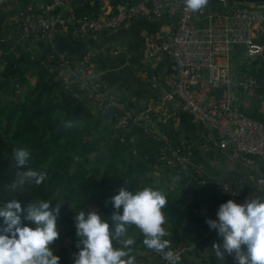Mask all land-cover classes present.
Here are the masks:
<instances>
[{"label":"trees","instance_id":"obj_1","mask_svg":"<svg viewBox=\"0 0 264 264\" xmlns=\"http://www.w3.org/2000/svg\"><path fill=\"white\" fill-rule=\"evenodd\" d=\"M21 1L27 5L30 0ZM123 1L112 0L114 5ZM75 5L82 16L90 15L99 7L89 3L84 7ZM36 45L42 47L38 53L27 51L19 44L16 51L4 56L6 65L0 66V207L16 199L25 209L22 224L35 228L33 222L24 218L31 201H50L53 208L57 203H63L57 218L60 238L52 248L54 254L60 256V264H74V254L78 252L75 212L95 209L102 213V219H108L113 212L111 198L121 188L135 192L152 187L166 196L167 204L162 211L169 235L164 239L170 241L171 250L181 260L184 258L187 264L191 259L201 260L203 264H235L232 256L225 255L222 261L215 253H207L209 247L223 243L206 223L208 218H217L218 207L223 203L218 184L203 175L199 181L205 179L208 184L200 185L191 176L192 167L181 169L178 165H167L163 169L164 143L158 141L153 132L140 125L133 128L130 125L128 131L111 128L104 122L105 114L92 113L93 107L87 104V96H83L82 101L76 96V88L67 89L63 80H56L57 70L55 74L50 72L57 63L49 58L54 55L52 47L44 42ZM41 61H47L48 67L41 66ZM29 71L33 72L28 74ZM241 71L236 66L235 73ZM27 75L36 78L34 85ZM251 75L257 85L250 90L264 93V63ZM17 89L23 90L20 97ZM240 91L243 93L248 89L241 88ZM215 95L222 97V90L216 91ZM239 105L249 117L264 123V115L245 109L241 99ZM67 121L80 123L66 128ZM169 145L176 147L170 142ZM16 148L29 149V166L47 174L41 185H26L24 192L6 189L16 171L13 167ZM157 171L161 172L160 180L152 176ZM169 174L177 182L176 190L169 188ZM179 191L186 196L185 202ZM5 227L4 219L0 217V234H4ZM64 235L71 238V243L62 244ZM128 236L135 240L131 247L136 264H153L150 256L159 254L143 245V236L135 226L128 228Z\"/></svg>","mask_w":264,"mask_h":264},{"label":"built area","instance_id":"obj_2","mask_svg":"<svg viewBox=\"0 0 264 264\" xmlns=\"http://www.w3.org/2000/svg\"><path fill=\"white\" fill-rule=\"evenodd\" d=\"M34 1L40 2V10L29 5L21 12L20 42L24 44L33 41L37 35H44L46 31L41 30L45 24L48 26L47 34L66 30L69 37L85 40L100 33L129 29L139 20L167 22L169 31L162 37L149 36L143 53L147 62L169 60L171 63V70L164 80L167 89L164 105L177 102L198 117L215 135L218 149L245 167L256 169L260 162L264 164V123L249 117L239 105L240 89H252L257 83L252 75L246 82L240 81L233 58L238 46L244 48L246 57L253 62L263 56L264 0H208L196 12L188 9L184 0H124L117 5L112 0H79L78 6L84 7L88 3L99 5L87 16L80 15L76 5H70V0ZM46 9L54 14V18L53 14L50 17L45 13ZM53 48L56 66L62 71L65 69L77 81V90L96 96L102 108L119 109L116 122L120 128L128 130L130 125L133 128L142 123L149 127L146 118L139 120L133 110L119 102L114 91L101 82L94 65L96 52L87 50L77 62L56 46ZM0 54L1 58L2 50ZM80 70L82 73H78ZM218 90L223 92L220 98L215 95ZM150 112L152 109L146 111ZM135 119L138 122L133 125ZM155 138L164 143L162 158L171 156L172 159L168 160L181 169L193 166L192 156L177 146L169 145L167 136L155 135ZM263 193L264 172L259 179L258 190L250 196H245L232 183L218 184V194L223 203L230 199L240 204L251 198L264 200Z\"/></svg>","mask_w":264,"mask_h":264},{"label":"clouds","instance_id":"obj_3","mask_svg":"<svg viewBox=\"0 0 264 264\" xmlns=\"http://www.w3.org/2000/svg\"><path fill=\"white\" fill-rule=\"evenodd\" d=\"M207 3L208 0H184L193 12ZM79 123L67 121L64 126L72 128ZM30 159L29 149H14L16 171L12 182L6 185L7 190L24 192L26 185L39 186L45 181L47 174L32 169ZM111 203L113 212L108 219H102L98 210L77 213L70 206L75 212L78 237L74 264H136L131 247L135 240L128 236L130 226L139 230L147 249L159 254L168 264H179L180 256L171 250L170 241L164 239L169 235L162 211L167 199L161 190L144 187L133 192L121 188ZM62 204L57 203L53 208L50 201H31L24 218L33 222L35 228L22 224L25 209L16 199L0 207V217L6 225L4 234H0V264H60L61 258L54 254L52 245L60 238L57 218ZM216 216L206 220L223 241L222 245H213L216 257L224 261L225 255L232 256L235 264H264V200L251 198L240 204L230 199L219 206Z\"/></svg>","mask_w":264,"mask_h":264},{"label":"crops","instance_id":"obj_4","mask_svg":"<svg viewBox=\"0 0 264 264\" xmlns=\"http://www.w3.org/2000/svg\"><path fill=\"white\" fill-rule=\"evenodd\" d=\"M73 1H76L74 6L79 4L77 0ZM11 4H4L5 8L0 6V30L4 25L6 28L7 16L11 18V14H14L15 5ZM168 31L167 22L148 23L139 20L129 29L100 33L85 40L60 35L56 45L74 60L79 59L87 50L96 52L94 65L100 74V80L112 88L119 102L127 104L141 119L150 121V129L164 132L172 145L182 146L184 153H189L193 160L203 164L207 177L214 183H232L241 189L245 196L254 194L264 172L262 162L256 169L245 167L218 149L215 135L198 117L184 110L177 102L164 105V93L167 92L164 80L171 70V63L169 60L147 62L143 53L149 36L162 37ZM5 34L7 36L6 31ZM239 49L236 48L235 52ZM263 57L264 54L258 60ZM237 75L240 76L241 73L236 72ZM263 99L264 93L254 90L241 93L245 109L255 110L262 115ZM149 109H152V112L146 113ZM108 111L105 120H110L118 114L117 108L114 107Z\"/></svg>","mask_w":264,"mask_h":264},{"label":"rangeland","instance_id":"obj_5","mask_svg":"<svg viewBox=\"0 0 264 264\" xmlns=\"http://www.w3.org/2000/svg\"><path fill=\"white\" fill-rule=\"evenodd\" d=\"M78 1V0H77ZM74 2L76 1H73V0H70L69 3L70 5H72ZM6 6L7 3H12L13 5H15V9L13 10L14 11V14L12 15L11 14V18L10 16H7L8 17V24L6 25V28H5V25L4 27L1 28L0 30V50H2V57L0 58V66H5L6 65V62L4 60V56H6V54L8 53H12L14 51H16V48L18 47V45H22L23 48H25L27 51H30V52H40V49L42 50V47L41 46H37L36 43H38V40L39 38L41 37H44V41H40V42H44L48 45H50L54 51V48L53 46H56L57 48V45H56V40L58 38V36H66V37H69V31H61V32H55L53 34H47V31H48V26L45 24V26H42V30L41 32H44L46 31L45 33H43L44 35H37L36 38H34V40L32 41H29L28 43H23V42H20V38L22 37L21 35V29H20V25H22V17H21V12L23 11L22 9L25 8L27 5H30V7H34V10H40V8L42 7L39 3H36L34 0H30L27 5L24 4L21 0H0V6H4V4ZM50 3H53L54 2H50ZM11 4V5H12ZM18 5V8L16 9ZM26 5V6H25ZM4 6V8H5ZM10 7V6H9ZM50 10L46 9L45 10V13L46 14H49L50 17L52 16L53 13H49ZM38 12V11H37ZM41 14H40V17H44V14H43V10L40 11ZM61 12H63L61 10ZM60 13V12H59ZM17 16H19L20 18L17 19L18 22H16V18ZM52 18H54V14L52 16ZM22 27V26H21ZM5 31L7 33V36L5 34ZM18 31V32H17ZM52 35V36H51ZM14 37V38H13ZM72 39V37H69ZM10 39H12V41H10ZM48 39V40H47ZM51 40V41H50ZM52 42V44L50 42ZM9 42V43H8ZM11 44V45H10ZM55 44V45H54ZM10 45V46H8ZM58 49V48H57ZM59 50V49H58ZM60 51V50H59ZM35 54V53H34ZM1 55V54H0ZM50 60H54V56L51 55L49 56ZM234 60H235V65L240 68L242 71H241V75H240V78H241V82H246L248 77L251 76V73L253 71H255L256 69H259L261 68V65L264 63V57L261 58L259 60V63H254L253 61L249 60L246 55H245V51H244V48H240L238 51H236L234 53ZM77 62L79 61V59L76 60ZM41 66H43L44 68H47L48 67V62L47 61H41ZM245 67H247V69L245 70ZM56 70L58 71L57 74H56V80H63L64 83L67 85V89H71V88H76V86H78V83L77 81H74V78L70 77L68 74H67V71L64 69L63 71L61 69H58L57 66H54V67H51L50 68V72L52 74H55ZM33 71H29L28 74H31ZM78 73H82V71H78ZM82 76H85V73H83ZM27 77L29 78L30 82L32 85H34L36 83V78L35 77H32L30 75H27ZM73 82H74V85H73ZM16 87H19V84H17ZM250 91V89H248ZM1 92V91H0ZM23 92V90L21 89H17V95L18 97H20V94ZM242 93V92H241ZM76 96H79L81 97V100L83 101V96L86 97L87 96V104L89 106H92L93 109H91L92 113L94 114H105V119H106V116L108 114V109H105V108H102L99 103H98V98L94 95H91V94H87L83 91H79L78 90V93H76ZM260 97H263V96H260ZM12 99V98H11ZM14 99V97H13ZM264 100V99H263ZM119 110V109H118ZM137 116V115H136ZM137 118H139V120H142L140 117L137 116ZM115 120V121H114ZM117 116H114V118L110 119V120H105L104 122L105 123H109L111 128H115L116 130L119 129L120 127L117 125ZM138 122V119H135L134 120V124H137ZM140 122V121H139ZM150 122V121H147V123ZM142 123V122H140ZM127 125V124H126ZM126 125L124 127H126ZM149 127H152V125L150 123L147 124ZM143 128L146 130V131H150V132H153L155 135L157 136H161L164 134V132L162 131H155V130H152L150 129L149 127H145L142 123ZM127 130V129H126ZM128 131V130H127ZM166 136V134H164ZM168 138V137H167ZM169 139V138H168ZM124 141V140H122ZM173 147V146H172ZM178 148H181L182 149V146H177ZM161 159H165L164 162H165V165L163 166V169L166 168L167 165L171 166L173 161H169L168 159H172V157H163ZM168 162H170L171 164H169ZM191 164L193 166H191L193 169H192V173H191V176H193V178L195 180H197V182L200 184V185H206L208 184V182H206L205 179H201L199 181V179L201 177H203V175H207V173L205 172V168L202 166L203 164H199L197 161L195 160H192ZM162 171V170H161ZM156 180H160V176H161V172L160 171H157L155 172L153 175H152ZM151 176V177H152ZM168 181L167 183L169 184V188L171 190H176L177 189V182H174V179L172 178L171 179V175L169 174V177H168ZM167 184V185H168ZM179 194L183 196L184 198V202L186 201V196L184 194H182L181 191H179ZM188 202L185 204L187 205ZM66 243V244H69L71 243V238L68 236V235H64L62 236V244ZM207 253H215V251L213 250V247H209L207 249ZM185 259L183 258L182 260L180 259L179 261V264H187L185 261ZM150 261L151 263L153 264H168L167 261L163 260V258L160 256V255H152L150 256ZM190 264H203L201 260H194V259H191L190 262H188Z\"/></svg>","mask_w":264,"mask_h":264},{"label":"water","instance_id":"obj_6","mask_svg":"<svg viewBox=\"0 0 264 264\" xmlns=\"http://www.w3.org/2000/svg\"><path fill=\"white\" fill-rule=\"evenodd\" d=\"M78 2H79V0H78ZM262 39H260L259 41H261ZM238 48H240L239 46H238Z\"/></svg>","mask_w":264,"mask_h":264}]
</instances>
